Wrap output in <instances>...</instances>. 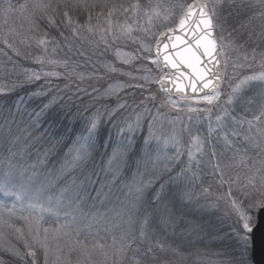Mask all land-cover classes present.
Returning <instances> with one entry per match:
<instances>
[{
  "label": "trees",
  "instance_id": "1",
  "mask_svg": "<svg viewBox=\"0 0 264 264\" xmlns=\"http://www.w3.org/2000/svg\"><path fill=\"white\" fill-rule=\"evenodd\" d=\"M73 2L74 0H0V87L5 89L3 93H0V101H3L4 104L3 108H0V125L4 126L5 130L9 126L11 127V135L0 140V170H4L6 164L15 163L16 160L28 159V162L34 161L37 164H56L61 161L68 148L63 144L53 148L54 142L50 137L44 135V129L36 126L28 127L27 116L22 118L16 112L14 102L21 96H25L26 93L36 91L41 85H45L52 95L59 94L65 98V101L70 100L76 103L82 101L84 104H88V96L79 98L76 79L89 80L92 75L91 78L98 79L96 84L100 90L108 81L116 78V71H109L104 63L108 64L107 61L112 59L109 64L113 63L115 68L123 66L110 55L103 58V49L96 48V45L102 47V42L97 41L101 32L95 26L99 24L101 28H106V20L109 18L107 14L110 10L114 9L113 15L117 17L130 5H144L153 3V0H86L89 5H95L86 10L70 9L68 5ZM235 2L237 5L235 8L228 9V5H224L227 12H230V16L227 22V32L224 34L225 47L223 51L226 54L227 44L231 42L232 53L235 55L234 61L237 65H262L264 7L262 9L261 5L255 4L251 0H247L250 6L245 7H239L240 0H235ZM37 3H50L51 6L46 10L47 16L34 8ZM9 5L13 7L10 11L5 12ZM65 11H68L69 16L80 24H84L91 16L90 23L95 29L94 34L84 31L79 37L73 38L70 31L66 30L67 18L63 15ZM101 12L102 15L98 16L97 14ZM115 16H112L111 19H115ZM49 18L55 23L50 24ZM61 32H64V35L68 37L67 41H64L60 36ZM44 33H47L46 38H55L57 41V43H49L47 51H44V46L38 48L33 39V37L39 39ZM5 39L20 55H17L13 48H9L4 43ZM254 49L255 54H253ZM38 56H44L47 60L55 61V63H45L41 67L35 61ZM151 57L150 52L149 54L142 52L137 58L138 60L136 59L132 64L133 69L137 71L138 65L141 64L146 66L142 71L148 70L151 68L147 66ZM87 60L92 61L91 65L86 63ZM104 60L105 62H103ZM100 68L106 73L100 72ZM26 70L56 73V75L48 77L42 75V78L32 85L11 90L14 84L24 79ZM82 70L85 72L81 74ZM222 83L224 85L227 83L226 74L223 76ZM146 87L145 90L136 86L129 87L131 89H128V94H131L129 95L131 97L124 96V93L118 97L122 98L121 100H127L129 108H138L141 104L154 107L157 101L152 100V97L145 98H148L149 93L151 95L152 93H161L157 91L154 82H149ZM260 91H263L264 94V86L262 82L255 81L243 89L242 95L249 99V95H257ZM226 97L225 94L223 101L227 105L225 109L232 112L233 106L228 104ZM142 98L147 104L141 103ZM250 101L251 103L243 106V111L236 110V113L242 114V118L247 121L254 119L253 101ZM100 102L101 104L106 103V107L112 108L116 105L117 98L100 99ZM13 120L15 122H12ZM9 122L12 123L9 124ZM25 129L27 130L25 131ZM17 136L19 139L15 140L14 138ZM68 143L70 144L71 141L69 140ZM110 152L111 149H108L105 153L103 148L92 151L93 157L101 161L100 164L104 162V158L108 157ZM137 155L127 157L130 164H135ZM194 175L197 179L193 178ZM188 177L191 179V183L186 182L182 186L180 191L182 194H186H183L181 198L170 200L165 197L164 202L156 206L147 203L148 193L156 191L160 184L167 181L168 177L165 175L158 183L146 190L138 215L130 213V208L124 210L125 213H130L129 230L138 236L139 229L143 228L148 235L147 240L141 238L137 245L139 248L137 255L145 252L149 247L152 248L151 253L143 258L142 264H162L163 262L164 264H221L226 260H231L232 264H240V251L235 237L232 235L233 229L237 226L233 224L231 216H235L230 213L228 198L225 196L227 182H222V185H219L215 175L198 172L194 168L188 169ZM192 186L193 189H191ZM204 190L205 198L199 195ZM130 197L133 204L136 203L138 198L135 191L131 192ZM202 198L213 207L203 208ZM145 208L149 210L148 223L144 222ZM22 216L0 213V221H2L0 222V264H32L33 258L26 256L28 249L24 247L23 239L16 231L20 229L24 237L29 238L27 230L31 220ZM130 221H132L131 224ZM38 225L41 230L44 229L43 225ZM169 245L177 251L170 250ZM34 250L36 251L34 264H51L43 249ZM17 252L20 255H16ZM121 264H134L132 252L127 253L126 260ZM249 264H253L251 257Z\"/></svg>",
  "mask_w": 264,
  "mask_h": 264
},
{
  "label": "rangeland",
  "instance_id": "2",
  "mask_svg": "<svg viewBox=\"0 0 264 264\" xmlns=\"http://www.w3.org/2000/svg\"><path fill=\"white\" fill-rule=\"evenodd\" d=\"M206 1L210 7L214 2V0ZM251 1L261 5L263 9L264 3H260L259 0ZM188 2L189 0H153V3L144 5H130L126 8L127 11L124 10L120 16L112 15L115 16V19H111L112 16L109 17L107 20L110 19L112 22V33L119 35L123 31L127 35H120L119 39H113L112 34H108L105 37L108 43H102V47L96 45V48L103 49V58L110 55L123 66L115 68L113 63L109 64L112 59L107 61L108 64L104 63L109 71H112V68L116 69V78L108 81L100 90L96 84L98 79L91 78L92 75L89 77L90 81L77 78L79 98L88 96L89 102L95 96L96 107L100 108L107 106L106 103L101 104L100 99L118 98L123 93L124 96L131 97L129 96L131 94H128V89H131L129 87L143 85L142 88H137L145 90L149 82L156 84L162 71L152 63V60L155 59L152 52L153 42L160 31L175 24ZM97 41H100V37ZM223 50L224 48L221 51L223 74L218 88L219 100L213 105H208L200 100V96L171 97L164 96L159 90L157 91L161 94L152 93L151 95L148 92V98L145 99L152 97L151 99L156 100L157 103L154 107L146 106L149 115L145 117L143 130L144 136H146L147 122L151 121L156 136L166 138L176 135L179 142L169 145L170 150H166L163 155L172 156L178 150L180 161H182L180 167L194 168L195 171L215 175L219 185L226 181L225 196L227 197L229 185L231 184L235 189L237 185L233 181H236L237 178H239L240 184H244L248 177L256 173L257 169H261L259 174L264 175V115H261V112L264 111L263 91L248 97L253 101L254 106V119L251 120V124L242 118V114L236 113L238 120L225 121V126L218 130L215 115L223 113L227 107L223 103L224 95L226 94L228 101L232 87H235L244 77L264 71V66L261 64L255 66L237 65L234 61L235 55L232 53V47L227 46L226 54ZM142 52L152 54L150 62L147 64L151 68L142 71L146 66L140 64L136 71L132 64ZM125 60L128 63H124ZM91 62V60H87L86 63L91 65ZM99 71L105 72L101 68ZM84 72L85 70H82L80 73ZM225 74L226 85L222 83ZM262 84L264 86V82ZM110 87L116 90V94L104 97L102 94ZM145 99L142 98L141 103L147 104ZM169 100L176 101V106L173 107ZM124 101L127 100H121V102ZM217 105H219L218 108ZM189 108L211 110L198 113L203 117L198 125V135L201 141L199 149L196 144L192 143L189 134ZM141 111H143L142 107H127L122 115L125 118L135 119L136 114ZM209 116H211V120H209ZM257 116H260L259 120L255 119ZM189 153H191V159H189ZM110 155L111 152L100 164L101 161L95 159L91 153L87 163L79 166L72 164V155H68V150L61 161L56 164H37L34 161L28 162V159L16 160L11 164L19 165L17 170L24 174L20 181L33 189L40 190L42 196L37 203L35 200L20 202L13 197H5L0 194V213L23 215L22 217L25 219L31 220V224H41L44 229H56L61 225H67L60 233H49L50 247L47 258L51 264L54 262L55 264H121L126 260L127 255L122 258L117 250L121 243V236L129 231L130 213H125V211L133 205L130 194L135 191L141 181L147 183L151 176L144 175L143 167L137 173L136 163L130 164L127 157L110 164ZM8 164L4 166V171H7ZM193 178L197 179L196 175ZM205 193L204 190L199 195L205 198ZM203 198V208L213 207ZM58 200H63L64 203L58 204ZM40 205H43L44 209H52V211L42 213ZM231 218L233 224L238 227L235 217L231 216ZM41 235L43 236V231H41ZM81 245L85 250H81Z\"/></svg>",
  "mask_w": 264,
  "mask_h": 264
},
{
  "label": "snow or ice",
  "instance_id": "3",
  "mask_svg": "<svg viewBox=\"0 0 264 264\" xmlns=\"http://www.w3.org/2000/svg\"><path fill=\"white\" fill-rule=\"evenodd\" d=\"M259 2L264 3V0H259ZM225 4L228 5V9L237 7L235 0H214L211 7L208 3L196 4L194 2L188 6L187 11L180 17L175 29L170 28L166 33L160 34V39L157 41L155 59L152 60V63L156 64L162 72L167 70L165 75H162L157 81L166 94L171 96L172 93H175L184 97L189 94L200 96L201 93H205V90H207V93L210 94L200 96L201 101L208 105H213L219 100L220 93L217 90V86L220 84L222 77L219 71L221 61L218 57H220L221 51L225 47L223 43L224 34L227 32V22L230 16V12H227L224 7ZM50 6V3H37L34 8L47 16L46 10ZM94 6L86 3V0H74L73 3L68 5L72 10H86ZM245 6H250L247 0H240L239 7ZM12 7V5H9L5 12L10 11ZM102 12L97 15H102ZM113 12L114 9L110 10L107 14L108 17H111ZM226 12L227 14H225ZM63 15L67 18L66 30L70 31L73 38L79 37L84 31L94 34L95 29L90 23L91 16L88 17L84 24H80L69 16L68 11H65ZM33 23L35 24L36 21L34 20ZM49 23L54 24L55 21L49 18ZM95 28L100 30V41L104 44L108 43L105 38L108 34H112L113 39H119L120 35H127L123 31L119 35L112 33V22L110 19L107 20L106 29L101 28L99 24ZM228 34L230 35V33ZM60 36L64 41L68 40L64 32H61ZM46 37L47 33H44L39 39L33 37L36 46L38 48L44 46V51H47L49 43H57L55 38ZM161 41H163L162 44ZM4 43L9 48H13V45L9 44L7 39L4 40ZM227 46L232 47L231 42ZM13 51L20 55L15 48H13ZM253 54H255V49ZM35 61L41 67L45 63H55V61L47 60L44 56L36 57ZM124 63H128V61L125 60ZM261 63L264 66V53L261 54ZM111 70L116 71L115 68ZM42 75L48 77L56 75V73L26 70L24 79L14 84L11 90L14 91L16 88L32 85L34 82L39 81ZM255 81L264 82V71L244 77L235 87L231 88L228 104L233 106L232 112L225 109L223 113L215 115L218 130L225 126V121L238 120L236 110L240 109L243 111V106L251 103L249 99L242 95V92L251 82ZM137 87L142 88L143 85ZM4 91L5 89L0 87V93ZM85 94L87 95V93ZM115 94L116 90L110 87L102 95L110 97ZM121 99L117 98L116 106L113 108L106 106L97 108L95 96L88 104H84L82 101L80 103L70 100L65 101L64 97L59 94L52 95V92L48 91L45 85H41L36 91L26 93L25 96L18 98L14 102V106L16 112L22 118L25 115L27 116L28 127L36 126L44 129V135L50 137L54 142L53 148L56 145H65L68 148V155H72V164L74 166L86 164L92 151L99 148H103L105 153H107L108 149H111L110 164L119 162L130 155L138 154L135 162L137 173L143 167L144 175L151 176L147 183L141 181L140 185L135 188L138 199L131 206L130 213L138 215L139 207L143 205L146 190L158 183L165 175L168 177L167 181L160 184L159 189L156 191L148 193L147 203L149 205H160L164 202L165 197L170 200L181 198L186 193L182 194L180 189L186 182L191 183V179L188 177V169L180 167L182 161H180V152L178 150L172 156L163 155L166 150H170L168 148L169 145H175L179 142L177 136L170 135L166 138L156 136L153 132V123L151 121L147 122L148 132L144 136L143 125L145 117L149 115L148 108L141 104L140 107L143 108V111L138 112L135 119L125 118L122 113L127 109L128 105L127 101L121 102ZM169 103L173 107L176 106V101L169 100ZM30 105L31 107H29ZM3 106V101H0V108H3ZM218 107L219 105H217ZM201 111L211 110L189 108V134L192 143L196 144L198 149L201 143L198 135V125L203 118L198 113ZM261 115H264V111L261 112ZM208 118L211 120V116ZM255 119L259 120L260 116L255 117ZM12 122L15 121L13 120ZM12 122H9V124ZM246 122L251 124V121ZM10 135L11 127L9 126L5 130L4 126L0 125V140ZM14 139L18 140L19 137L17 136ZM69 140L71 141L70 144L68 143ZM189 159H191V153H189ZM18 168L19 165L9 163L7 171L0 170V194L5 197H13L20 202L35 200L39 203L42 196L41 191L21 182L20 178L24 174L18 171ZM177 169L179 170L177 171ZM260 172L261 169H257L256 173L248 177L244 184H240L239 178H237L236 181H233L237 186L233 189L230 184L227 193L229 211L235 216V223L238 225L237 228L233 229L232 235L235 237L240 251V264H249V249L254 247V233L259 226V214L264 213V175H260ZM57 203L63 204L64 201L58 200ZM30 206L34 207L33 205ZM40 210L42 213L44 211H52V209H44L43 205H40ZM148 211L147 208L144 209L145 223H148ZM131 223L132 221H130ZM9 226L11 227V225ZM65 227L67 225H61L56 229L41 230L38 224L29 223V238H25L20 229L16 230L17 233H20L21 239H23L24 247L28 249L26 256L33 258L32 264H34L36 256L34 249H43L47 257L50 247L49 233H60ZM41 231H43V236ZM141 238L144 240L148 239V235L143 228L139 229L138 236L131 230L123 233L117 250L121 257L123 258L127 253L132 252L134 264H142L143 258L148 253H151L152 248L149 247L145 252L137 255L139 252L137 245L140 243ZM161 248L163 250L162 245ZM168 248L174 252L177 251L171 245ZM81 250H85L83 245H81ZM16 255H20V253L17 252ZM221 264H232V261H222Z\"/></svg>",
  "mask_w": 264,
  "mask_h": 264
},
{
  "label": "water",
  "instance_id": "4",
  "mask_svg": "<svg viewBox=\"0 0 264 264\" xmlns=\"http://www.w3.org/2000/svg\"><path fill=\"white\" fill-rule=\"evenodd\" d=\"M196 4H200V3H207L206 0H189L188 4L185 6V8L183 9L182 13L180 14V16L178 17V19L176 20L175 24L171 27H168L164 30H162L161 32H159L157 34V36L155 37V40L153 42V46H152V52L155 56V52H156V48H157V41L158 39H160V34L161 33H166L168 29H175L179 23V19L180 17L184 14V12L187 11V8L189 5H192L193 3ZM163 43V41H161V44ZM218 59H220L221 61V56L218 57ZM167 70L163 71L160 73L157 81L160 79V77L162 75H165V72ZM219 71L222 77V61H221V65L219 66ZM222 80V79H221ZM156 81V86L159 89L160 92H162L163 94L170 96L168 94H166L158 85ZM221 83V82H220ZM220 84L217 86V90L219 88ZM204 94H210L207 93V90H205V93H201L200 96L204 95ZM178 95H176L175 93L171 94V97H177ZM180 97H184V96H180ZM190 97H199V96H193L191 94H189L187 97L185 98H190ZM250 257L251 260L253 262V264H264V213H260L259 214V226L256 228L255 233H254V247L250 248Z\"/></svg>",
  "mask_w": 264,
  "mask_h": 264
}]
</instances>
